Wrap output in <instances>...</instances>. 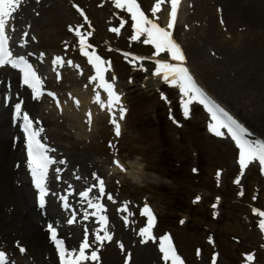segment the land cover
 Returning <instances> with one entry per match:
<instances>
[{
    "label": "rangeland",
    "instance_id": "374dc122",
    "mask_svg": "<svg viewBox=\"0 0 264 264\" xmlns=\"http://www.w3.org/2000/svg\"><path fill=\"white\" fill-rule=\"evenodd\" d=\"M142 1L145 3L149 1L147 9L150 10L151 18H154L151 11L152 7L150 6L155 3V0ZM162 1L165 4H162V10H157L155 19L157 23L160 22L166 25L168 21L167 0ZM208 1H212L213 21H215V27L212 28L211 34L209 33V25L206 24L205 17L208 12L204 13ZM26 2H28L29 8H21L16 13H13V26H11L14 32L13 40H19L22 36L24 40L28 41L27 44L22 45L21 50L25 53L33 54L32 56L36 62L35 66L42 74L41 76L44 78L47 87L59 89V101L62 109H65V115L57 116L52 113L50 109L55 104L49 99H42L45 97L40 98L42 100L39 102L41 108L35 114L45 128L43 135H46L52 147L58 150L60 154V156L58 155L59 160H67L65 165L67 176H65L72 182L71 176L73 174H71V171H76L82 178L95 183L89 177L92 171H98L97 175L106 179L107 185L110 186V188L108 187V192L113 194L116 201L111 205L109 204V217L110 213L112 215L116 213V207L120 206L122 201H128L127 213H131L128 217L132 222V220H137L139 216L141 217L140 204L152 203L151 205H153L161 218L159 228L155 230V234L159 236L158 234L162 233L163 230H170L175 236L176 244L174 245L177 247V252L181 255L185 264H212L213 255L208 247H212L214 250L213 254H216V264H239L235 255L230 252L232 248H230V251H226L221 244L216 243L214 236H211L212 241H209V239L204 240L206 248H198L200 250L198 256L197 249L194 251V245L191 242L195 241L196 236L189 234L190 232L187 231L185 224L189 219V215H184L183 224H177L175 219L170 218L171 216L163 204H160L155 199V202L152 200L153 195L144 192L139 193V190L133 191L136 187L145 186L177 187L175 182L178 180L168 179L166 177L168 170L158 163L156 158V153L160 150L159 145L164 142L159 139V129L156 126H146L147 121H150L149 118L156 119L155 109H158L163 105V102H166L169 106L168 115H170L169 119L167 117L166 120L165 135L171 136V141L179 147V152L182 156L188 157L190 155L189 157L193 159L192 169H197V152L202 151L204 153L203 158H206L207 154L210 153L215 155L213 156V161L220 152L222 158L220 164H223L226 169L224 168V171H220L219 184L217 185L218 191H224L223 195L225 197H227V193H230L229 197L234 205L232 210L235 215L238 214L242 217L241 220L246 226V230L239 233L241 242L237 247L238 252H242V262H245V254L251 252L255 255L253 264H264V232L258 227L260 217L252 212L253 208L262 209L264 204H260V201L249 196V189L254 183L251 178L253 177L255 181L260 180L258 179L260 170L257 169L255 164L246 168L240 184H236L238 192L233 194L228 186L229 177H232L234 171L239 167L235 159V151L228 141H222L220 140L221 138L213 136L208 131L207 124L209 120L202 111L198 110L196 102L190 106L191 112L188 118L183 116V110L179 115L175 110L176 104L180 99L178 88L167 85L160 76L152 75L153 62L140 61L138 64L143 63L147 71L142 70L140 73H131L128 72L129 69L126 66L133 67L128 62L129 58L120 57L118 53L108 49L109 45H112L117 48L122 47L136 51L144 56H148L154 51L149 50L145 47V44L139 41H131L129 39L134 30L131 28V22L126 11L124 9H116L114 0H26L24 3ZM214 2L215 0H185L175 31L176 39L180 41L184 48L187 64L193 69L198 79L210 93L215 98H218L241 121L247 124L253 133L264 138V87L256 89L257 91L253 88L240 90L235 80L239 73L240 63L238 61L242 58V50L246 47L248 41L247 34L253 33L254 29L247 30L245 28L237 34L234 21L227 20L225 25L219 26V28L220 31L224 32V35L233 34V39L220 35L218 38L213 36L212 32L218 29L217 15H219L218 12L222 8L215 10ZM73 4H79L84 9L91 22V28L87 26L83 17L73 8ZM199 7L202 12L198 9ZM27 10L31 15L28 19L25 14ZM121 18L124 19L125 24L121 28L120 34L117 35L111 29L120 26ZM14 20L15 23L13 22ZM243 22L244 20L240 22L238 27H247V25H241ZM70 24L73 28L77 24H82L84 25L81 28L82 32H93V35L88 37V43L93 46L88 49L89 51L95 50L97 54L106 57V60L114 59L113 62L115 64L111 61L112 67L106 72V78L111 80L112 76L116 77L112 81L116 84L117 91L121 94L123 105L128 109L125 118L120 121V137L114 136V138H111L109 135L111 133L110 128L114 126L109 122L111 116L108 111L95 114L93 117L95 124L91 131L86 127L83 120L77 119L70 112L72 111L70 109L72 107L70 106L71 99L78 98L81 105L86 104L84 94H86L87 90L85 89H91L95 86L93 83H96L95 81H88V77L94 74V69L88 63V58L86 56L81 59L76 58L78 55L76 53H80L79 38L74 31L69 30L68 26ZM32 36H35L36 39L32 40ZM224 38L232 45L226 48L223 45ZM65 43H67V47H65ZM41 53H43V57H41ZM56 55L63 56L62 67L53 65L52 61ZM160 58L166 57L161 54ZM68 60L72 61L71 65L67 63ZM256 62L258 63L259 61L257 60ZM76 65H79V68ZM56 71L60 72L59 80L56 79ZM11 73L12 70L7 72L10 81L7 82L6 80L0 85L3 90H8L12 96L15 94V88L19 89L20 83L17 81L18 85H16L17 82L12 80ZM117 78L121 80L119 81ZM3 80L4 78L0 77V81ZM85 84H87V87L84 86ZM161 86H167L162 91L168 97L167 100L159 98L158 94H156V90H159ZM140 92L148 93V95L149 93H155V95L150 96V100L146 103L145 101L147 100L142 102L141 98H139L138 93ZM3 94L4 91L2 92V98H4L2 103L5 101ZM130 102H133V105H131L132 110L129 109ZM7 106L11 108V103ZM7 110L8 116H10V109ZM91 132H94V135L98 134L93 140L88 142L78 140L75 136L77 133ZM110 141L115 147L109 146ZM168 141L169 138L165 142L166 145H169ZM21 146L23 147V143ZM170 151L171 149H168L167 155H173ZM5 155V151L0 149V173L7 170ZM113 159L121 161L120 163L124 165V170L117 167L113 163ZM227 163H229L230 167L226 165ZM214 170L215 168L211 169V171ZM171 171L174 172L175 170ZM129 173L139 177V182H134L133 179H130ZM260 183L259 188L262 190L258 189V191L263 193L264 176ZM196 184L195 186L192 183V187L194 188L193 191L200 196L199 203L204 201L205 198L212 196L213 190L216 191V189H208L203 179L197 181ZM256 184L254 183V185ZM130 185L133 186L132 189ZM241 188H243L244 193L242 196L239 195ZM219 198L215 211L218 217L222 216V212H224L223 198L222 196ZM13 203L11 200L6 201L4 197H0V219L2 217L8 220L14 218ZM253 204L254 207L251 206ZM255 204L258 205L256 206ZM143 225H145L144 221L141 226ZM81 226L80 229L82 228L83 232L85 227H91L85 224L83 227ZM132 226V229L126 227L119 234L117 231L119 236L117 235L118 237L113 239L111 243L104 245L103 254L100 256V264H124V259L128 252L132 254L129 264H165L158 256L159 253L155 246L144 245L140 241L136 242L134 240L137 229L134 228L133 222ZM13 234L11 233L10 236H7L0 227V249L5 250L10 259L16 264H40L36 253L31 250L32 248L28 246L24 237L19 234ZM17 241L26 249L24 253L19 251L16 244ZM117 241L124 244V251H121Z\"/></svg>",
    "mask_w": 264,
    "mask_h": 264
},
{
    "label": "snow or ice",
    "instance_id": "6c2138e0",
    "mask_svg": "<svg viewBox=\"0 0 264 264\" xmlns=\"http://www.w3.org/2000/svg\"><path fill=\"white\" fill-rule=\"evenodd\" d=\"M179 0H170L171 11L170 19L166 26H161L156 22L155 15L157 10L161 7V0H155V6L151 9L153 17L149 18L148 15L142 10L141 5L137 0H114L116 9H124L126 13L130 14L131 28L134 30L133 34L129 37L131 41H139L145 45H150L154 51L148 55H136L134 53L125 52L126 58L131 57L128 62L133 67H139L141 70L147 71L143 63L140 61H151L154 64L152 75H157L162 78L169 86H175L178 88L180 94V104L183 108V116L188 118L190 116L191 107L194 102L202 105L207 113L210 114V120L207 124V129L211 134L216 137L223 138L229 137L234 141L235 146L238 149V166L239 174L235 177L234 183L240 184L241 177L244 175V171L249 167L251 162L256 161L260 167V171L264 173V139L252 138V133L249 128L245 126L238 118L226 110L220 103L213 99L205 91V89L198 83L191 73L189 67L186 64L187 57L182 46L174 39L173 31L174 24L177 18V5ZM21 0H0V66L10 65L13 68L19 69L22 72L23 84L28 86L34 94V98H39L44 94L46 89L44 88V82L37 70L33 67V64L29 62L26 55H14L9 46L11 37L6 34V26L9 25V20L13 17V13L18 9ZM79 14L83 17V20L87 23V26L91 28V22L88 16L85 14L84 9L79 5H74ZM220 23L224 21L221 18ZM125 21L121 18L120 26L113 27L112 32L117 35L120 34L121 28L124 26ZM70 31H74L75 35L79 38V48L81 53L88 58V63L93 67L94 74L88 77V81L96 82V87L102 89L107 99L101 98L99 91L95 94V100L99 103L101 108H107L110 113V124L114 126V133L116 137L121 136V123L125 118L128 109L123 105L121 100V94L116 91L114 84L111 82L116 77L112 76L111 80L106 78V72L112 67L110 60H105L101 55L97 54L95 50L88 51L93 46L88 43V37L93 35L92 31L82 32V24H77L75 28L70 24ZM25 35H27L25 33ZM32 40L36 37L32 36ZM22 45L28 43L27 40H20ZM65 43V47H67ZM161 54H164L166 58H160ZM43 57V53H41ZM53 65L63 66V60L60 55H56L52 61ZM69 65L72 64L71 60H68ZM79 68V65H76ZM60 78L59 72H57V79ZM87 87V84L84 85ZM47 94L52 97L57 106L59 107L60 101L55 92L48 91ZM161 98L167 100L168 97L161 92ZM7 99V98H6ZM78 104L79 101H76ZM23 101L15 102L13 104L14 120L19 123L22 130V143L26 152L27 168L30 170L31 181L37 190L38 206L43 210L46 206V197L50 193L49 188V174L50 169L57 163L56 157L52 153L56 152L54 147H51L47 142L45 128L41 124L39 118L31 117L29 112L23 110ZM117 112L119 113V119H117ZM91 123V113H89V124ZM16 139H20L17 137ZM110 147H115L109 142ZM61 165H66L67 160H60ZM113 163L124 170V165L120 163L118 159H113ZM62 167H55V178L57 181L62 179L61 173ZM193 172L197 169L193 168ZM217 184H219L220 170L216 173ZM74 179L80 180L79 174L74 173ZM86 179V178H85ZM92 179L95 183L85 187L83 190L76 192L79 197L78 203L81 205L82 218L87 220L89 216L95 217L98 221L99 228L94 229V238L92 242H89L88 231L85 227L84 234L78 247H66V241L64 238L58 236V229L52 222L47 223L46 229L49 233V239L54 244L55 251L58 254L59 264H86V262L96 261L99 264L100 257L98 253L100 249L104 247L105 241H112V233L109 232L106 225L108 224V216L106 215V205L101 202L105 196V181L96 172L92 173ZM93 189L98 190V194L93 192ZM75 188L71 183H67V187L62 193L53 192L52 195L61 201V207L65 212L69 213L66 220L71 224L74 222L77 216V209L70 203L69 198L75 192ZM243 188H241L239 195H243ZM253 199H256L254 196ZM107 200L115 203L113 194L107 193ZM200 196H197L194 202L199 201ZM220 198H216V202L212 205L213 209L216 208ZM128 201H122L121 207L117 209L119 212H128ZM86 205V207H84ZM91 210V211H89ZM252 212L260 217L258 220V227L264 232V211L259 208H253ZM217 213L214 211L213 215ZM128 215L123 216L125 224L128 223ZM141 215L146 217V223L139 229L138 235L141 237L140 243L145 244L149 241L155 242L159 240L158 248L162 253V260L165 264H185V261L178 254L177 249L173 243V239L170 234H163L158 238L153 234V228L156 224V217L152 209L147 203L141 210ZM180 223L183 224L184 220L181 219ZM103 230V235L100 234ZM209 241H212V237H208ZM99 242L98 247L90 253H86V249L93 248ZM121 251H124V244L117 241ZM17 247L21 253H24L26 249L16 242ZM200 250L197 249V255L199 256ZM132 254L128 252L124 259V264H129ZM8 257L4 251H0V264H5ZM255 260L254 253L245 254L244 264H253ZM212 264H216V254L212 256Z\"/></svg>",
    "mask_w": 264,
    "mask_h": 264
},
{
    "label": "bare ground",
    "instance_id": "6f19581e",
    "mask_svg": "<svg viewBox=\"0 0 264 264\" xmlns=\"http://www.w3.org/2000/svg\"><path fill=\"white\" fill-rule=\"evenodd\" d=\"M213 6L215 10L222 7L218 12L219 15H217L218 29L212 32L213 36L218 38L220 35L233 39V34L224 35V32L220 31L219 28V26H224L227 20L234 21L235 32L237 34L245 28H247V30L251 28L254 29L253 33L247 34L248 41L246 47L242 50V58L238 61V63H240L239 73L237 77H235L238 89L249 90L253 88L257 91L256 89L264 87V0H215ZM198 9L202 12L200 7ZM206 12H208L207 16H205L206 24L209 25L208 30L211 34L212 28L215 27L212 1H208V5H206L204 10V13ZM25 14L27 19L31 16L28 10ZM221 18L224 21L223 24L220 23ZM243 20L244 22L241 25H247V27H238ZM223 45L227 48L231 46L232 43L224 38ZM248 56L249 58H247ZM257 60L259 61L258 63L256 62ZM3 73L4 71L2 70L0 75H3ZM34 103H27L32 113H35L34 111L37 106ZM31 115L30 113V116ZM17 137H19L18 130L12 127L8 116V110L0 106V149L5 151L7 163L6 172L0 173V197H4L6 201L11 200L14 202L12 204L14 218L8 220L2 217L0 219V227L7 236H10L11 233L22 235L28 243V246L32 248L31 250L36 253L40 264H57L58 257L54 244L46 235L41 223H39L41 216H49L47 212L44 213L41 212L42 210H39L40 208L37 207L36 201L33 202L30 185L24 180L25 175L21 169H29H27L26 162L23 159L20 149V139H16ZM52 207L62 214V211L58 209L57 206L52 204ZM124 214L125 212H122L114 219V226L116 228H123L121 227L123 219L121 215L124 216ZM72 231L73 235L65 239L66 247L69 248L74 246L78 247L79 237L81 235L78 230ZM96 263V261L89 262V264Z\"/></svg>",
    "mask_w": 264,
    "mask_h": 264
},
{
    "label": "clouds",
    "instance_id": "9594fccd",
    "mask_svg": "<svg viewBox=\"0 0 264 264\" xmlns=\"http://www.w3.org/2000/svg\"><path fill=\"white\" fill-rule=\"evenodd\" d=\"M130 179H133L134 182H139V177L135 176L132 173H129Z\"/></svg>",
    "mask_w": 264,
    "mask_h": 264
}]
</instances>
